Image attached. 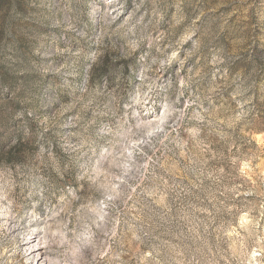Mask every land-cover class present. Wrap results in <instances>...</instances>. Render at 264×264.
<instances>
[{
    "label": "rangeland",
    "instance_id": "obj_1",
    "mask_svg": "<svg viewBox=\"0 0 264 264\" xmlns=\"http://www.w3.org/2000/svg\"><path fill=\"white\" fill-rule=\"evenodd\" d=\"M0 264H264V0H0Z\"/></svg>",
    "mask_w": 264,
    "mask_h": 264
}]
</instances>
